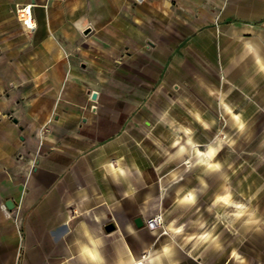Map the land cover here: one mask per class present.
I'll list each match as a JSON object with an SVG mask.
<instances>
[{"label":"crops","instance_id":"0c3cea01","mask_svg":"<svg viewBox=\"0 0 264 264\" xmlns=\"http://www.w3.org/2000/svg\"><path fill=\"white\" fill-rule=\"evenodd\" d=\"M220 132H264V0H0V264H239L193 212Z\"/></svg>","mask_w":264,"mask_h":264},{"label":"rangeland","instance_id":"374dc122","mask_svg":"<svg viewBox=\"0 0 264 264\" xmlns=\"http://www.w3.org/2000/svg\"><path fill=\"white\" fill-rule=\"evenodd\" d=\"M218 136L222 148L209 160L216 166L209 164L208 187L193 203V212L202 200L208 203L206 209L203 207L202 223L206 224L199 236L208 241L209 254L237 252L239 264H247L250 256L254 263L264 264V132H220L210 134L207 143L215 144ZM250 136L253 139L248 142ZM194 157L195 153L186 164ZM223 192L228 195L226 200L218 197ZM200 215L198 212L197 217ZM196 227L199 229L200 222ZM194 263L198 264L196 260Z\"/></svg>","mask_w":264,"mask_h":264},{"label":"built area","instance_id":"2783aa9c","mask_svg":"<svg viewBox=\"0 0 264 264\" xmlns=\"http://www.w3.org/2000/svg\"><path fill=\"white\" fill-rule=\"evenodd\" d=\"M17 15L19 19L29 28L36 26L32 14H31V3L23 4L16 8ZM144 225L152 231H160L166 233L168 231L167 227L164 225L163 216L161 213H155L147 217L144 221Z\"/></svg>","mask_w":264,"mask_h":264},{"label":"water","instance_id":"95a60500","mask_svg":"<svg viewBox=\"0 0 264 264\" xmlns=\"http://www.w3.org/2000/svg\"><path fill=\"white\" fill-rule=\"evenodd\" d=\"M96 95H97V92H96L95 90H93V91L91 92V97H92V98H95ZM5 204H6V206H7L8 208H11L12 205H13V202H12L11 199H7L6 202H5ZM134 221H135L136 225H138V226L143 225V220H142V218H141L140 216H137V217L134 219ZM111 227H112V226H111L110 224H108V225L106 226V228H111Z\"/></svg>","mask_w":264,"mask_h":264},{"label":"snow or ice","instance_id":"6c2138e0","mask_svg":"<svg viewBox=\"0 0 264 264\" xmlns=\"http://www.w3.org/2000/svg\"><path fill=\"white\" fill-rule=\"evenodd\" d=\"M189 199H190V197H189ZM222 199H225L226 200V198H222ZM238 207H239V205H238Z\"/></svg>","mask_w":264,"mask_h":264}]
</instances>
